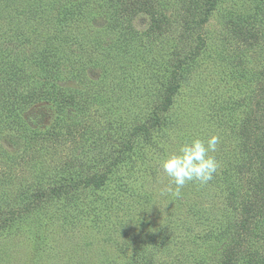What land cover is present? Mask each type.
<instances>
[{
    "label": "rangeland",
    "instance_id": "obj_1",
    "mask_svg": "<svg viewBox=\"0 0 264 264\" xmlns=\"http://www.w3.org/2000/svg\"><path fill=\"white\" fill-rule=\"evenodd\" d=\"M150 1L154 5L150 13L124 12L117 15L121 22L107 25L106 19L101 17L94 24L99 28V34L103 33L100 36L107 45L116 44L122 39L130 44V53L120 57L122 59L117 69L109 67L110 75L103 81L107 93L99 94L100 97L103 95L100 101L103 104L97 106L94 103V107L101 111L103 116L99 118L104 123L114 119L112 115H106L105 110L111 103L115 105L117 114L124 115L128 120L133 119L132 111L139 112L147 105L148 97L143 96L147 91L144 84L149 75L153 78L151 84L158 86L165 83L169 72L161 69L162 65H166L167 57L173 60L172 54L178 46V49L184 47L183 50L187 52H193L199 46L196 33H189L188 40H185L177 22L171 23L167 16L161 19L163 8L160 5H165L170 13L175 10L174 4L179 7V1ZM185 4L188 7L193 5L191 0H185ZM54 7V0H0V158L7 159L9 163L0 164V174L10 172L15 177V181L13 179L6 184L0 182V193L10 194L20 184L38 183L36 174L41 175V172L38 173L42 166L37 165L36 160L55 162L65 157L68 163L83 159L80 157L83 149H75L74 142H70L66 149L58 151L54 147L51 154L43 155L46 151L40 149L41 140L32 135L33 129L50 125L56 116L55 110L46 118L43 115L38 117L36 112L39 106L49 104L46 95L55 94L62 79L55 67L57 56L52 53L49 63L42 57L47 37L52 39L57 35V11ZM168 16L173 19L175 13ZM87 21L93 23L91 15ZM164 22H170L169 30L163 27L160 31L159 25H165ZM83 26L84 21L75 24L69 33L76 32L74 35L80 38L82 35L78 29ZM205 36L207 43L201 47V54L191 59L190 66L185 67L183 78L179 80L181 88L167 113V124L156 133L160 136V149L165 150L158 152L156 159L163 161L175 153L183 142L195 138L207 141L212 135H218L220 143L213 155L219 168L212 180L206 184L188 182L180 189V195L176 196L175 185L162 167L156 168L154 162L149 161L148 167L157 172L154 184L149 185L141 180L135 187L132 186L131 193L123 199L130 214L127 228L112 231L109 227L111 222L107 221L103 229H94L85 226L83 221L77 223L76 228L69 224L65 230L52 223L51 213L48 216L51 218L50 227H45L36 235L34 230L27 229L28 226L36 227L33 222L38 215L31 213L27 221V218L24 219L22 227L18 226L13 232L0 236V264L213 262V258H204L206 249L211 247L213 257L219 240L224 238L223 233H228L234 222L241 218V205L262 199L261 192L253 187L246 188L235 198L225 191L221 193L218 188L226 189L234 181L233 177L226 179V173L239 179L235 173L239 167L237 160L240 161L244 155L241 148L245 141V137L241 136L243 130L248 128L252 132L255 128V142L264 145V0H219L206 25ZM57 43L58 39L52 40L51 48ZM132 52L140 54L141 66L131 61ZM120 67L127 69V75L135 77V83L123 81V69ZM95 77L88 72L85 80L88 83L83 87L101 88L90 85L89 79ZM65 79H68L71 87L80 86L72 76L67 75ZM115 83L123 87L117 88L113 85ZM32 91L44 93L35 96L34 100L39 101L30 105L26 98ZM100 91L102 93L103 89ZM147 116L142 115L140 123H145ZM110 132L108 129L104 132L108 139L113 138L109 136ZM122 149L120 143L108 141L105 144L102 151L108 154V164L122 155ZM95 155L89 154L88 157ZM21 157H31L32 165L22 167ZM86 160L88 168L92 163ZM123 173L126 170L119 174ZM242 176L250 177L251 171L242 172ZM189 187H197L200 192L193 196L188 191ZM12 199L17 200L15 196ZM193 204L198 206L195 211L190 207ZM53 211L56 213L55 207ZM118 218L125 217L113 215L112 220ZM43 221H48V218L42 217L39 223ZM250 228H255L254 223ZM244 237L249 241L247 234ZM251 237L250 242L242 243L245 249L237 264H248L249 250L257 247Z\"/></svg>",
    "mask_w": 264,
    "mask_h": 264
},
{
    "label": "trees",
    "instance_id": "obj_2",
    "mask_svg": "<svg viewBox=\"0 0 264 264\" xmlns=\"http://www.w3.org/2000/svg\"><path fill=\"white\" fill-rule=\"evenodd\" d=\"M177 1H179V7L174 4L175 10L170 13L165 5H160L163 8L161 19L164 20L167 16L171 23L177 22L181 26L185 40H188L189 33H196L199 46L193 52L184 51V47L178 49L180 47L178 46L172 54L173 60L167 57V63L165 66L162 65L161 69L169 72L165 83L158 86L151 84L153 78L151 74L149 75L148 81L144 84L147 91L143 96L148 97L147 105L139 112L132 111L133 119L128 120L124 115L117 114L115 105L111 103L105 110L106 115H112L114 119L104 123L102 118H99L103 116L101 111L94 106L103 104L100 103L103 95L100 97L99 94L107 93L103 88V81L108 78L107 75H110L109 67L117 69L122 59L120 57H123V54L128 56L130 53L128 51L130 44L129 41L122 39L116 44L107 45L106 40L100 36V34L103 36V33L99 34V28L94 24L101 20V17L106 19L107 25L112 22H121V18H117V15L124 12L137 14V12L148 11L150 13L154 5L150 0H54L56 9L54 10L57 11L55 15L57 35L52 39L50 36L47 37L42 57L49 63L52 53L57 56L55 67L62 79L59 90L53 95H46V98L50 100L49 104L39 106L36 112L38 117L43 115L46 118L51 111L55 110L56 116L50 125L33 129L32 135L35 139L41 140L40 149L46 151L43 155L51 154V148L55 147L59 151L62 148L66 149L70 142H74L75 149L79 147L83 149L80 155L83 159L70 160L68 163L65 162V157L58 158L55 162L48 159L43 162L36 160L37 165L42 166L38 173L41 172V175L31 172L36 174L38 183L20 184L17 185L19 190L15 189L10 194L0 193V201H3L0 203V236L13 232L18 226L22 227L24 219L27 218L25 220L27 221L28 214L31 213L38 215L33 222L37 228L28 226L27 229L31 228L36 235L45 227H50L51 218L48 216L51 213H53L52 223H56L58 227L65 230L69 227L67 225L70 224L76 228V224L83 221L87 224L85 226L94 229L101 227L103 229L107 221L111 222L109 227L112 231L127 228L130 224L128 222L130 214L123 199L127 198L132 186L135 187L139 181L142 180L149 185L155 182L157 172L148 167L147 163L153 161L156 168L160 167L156 155L158 152L165 151L160 149L162 147L158 139L160 136L156 133L167 124V113L179 94L181 88L179 80L183 78L185 67L190 66L191 59L201 54V47L207 43L206 25L219 4V0H191L193 5L188 7L185 0ZM173 13L175 17L171 19L168 15L171 16ZM90 15L92 24L87 21ZM82 21L84 26L78 29L82 37L78 38V35H74L77 34L76 32L69 33L73 25L80 24ZM170 22L159 25V30L162 31L163 27L168 29ZM55 38L59 40V43L51 48L50 43ZM131 58L133 63L141 66L140 54L132 52ZM88 72L96 76L89 79L90 85H98L101 88H88V85L86 88L83 87L88 83L85 81ZM127 72V69H123V81L129 80L135 83V77L127 75ZM67 75L77 80L80 86L76 88L69 86L68 79H65ZM113 85L117 88L123 87L120 83ZM40 93L44 92H29L26 102L35 104L39 99L34 100V98ZM141 114L148 115L143 124L140 123ZM106 129L111 131L109 136L113 137L112 139L104 135ZM255 133V128L252 132L251 129L246 128L241 133L245 141L241 146L244 150V158L237 160L236 163L239 167L235 176L239 175V179L234 178L233 174L226 173V179L233 177L234 181L226 189L221 186L218 189L221 193L225 191L231 198H235L246 188L253 187L261 192L262 199L241 205L243 208H239L243 213L241 218L234 222L228 229V233H223L224 238L219 240L213 257L210 252L211 247L203 254L205 259L213 258V262L203 261L202 264H237L240 254L245 249L242 243L250 242L251 236L257 247L249 250L248 264H264V145L255 142ZM108 141L120 143L123 146L122 155H118L109 164L108 154L102 151ZM89 154L96 155L89 158ZM86 158L92 163L88 168ZM0 159H2L1 165L8 163L7 159ZM31 160H33L31 157H21L22 167L32 165ZM123 170H126V173L120 175L119 173ZM248 170L251 171V176L243 177L242 172L247 173ZM12 180L15 181L13 173L0 174V182L3 184ZM221 181L224 183L222 179ZM188 191L194 196L199 189L189 187ZM12 196H15L17 200L12 199ZM54 207L56 213L53 211ZM190 207L195 211L198 206L193 204ZM76 212L77 215H75ZM113 215L125 218L112 220ZM42 217L48 218V221L39 223ZM253 223L255 228L251 229L250 225ZM246 234L249 241L245 240ZM198 260L200 261L199 258Z\"/></svg>",
    "mask_w": 264,
    "mask_h": 264
},
{
    "label": "clouds",
    "instance_id": "obj_3",
    "mask_svg": "<svg viewBox=\"0 0 264 264\" xmlns=\"http://www.w3.org/2000/svg\"><path fill=\"white\" fill-rule=\"evenodd\" d=\"M220 143L218 135H212L207 141L195 138L183 142L175 153L160 162L164 173L175 185V195H180V189L188 182L206 184L212 180L219 168V163L213 155Z\"/></svg>",
    "mask_w": 264,
    "mask_h": 264
}]
</instances>
